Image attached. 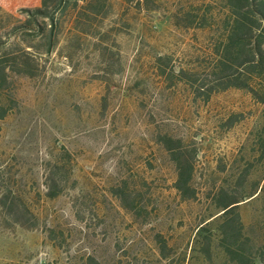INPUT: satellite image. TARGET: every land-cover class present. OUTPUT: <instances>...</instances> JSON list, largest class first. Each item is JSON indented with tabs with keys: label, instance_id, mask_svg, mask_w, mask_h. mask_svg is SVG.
Instances as JSON below:
<instances>
[{
	"label": "rangeland",
	"instance_id": "1",
	"mask_svg": "<svg viewBox=\"0 0 264 264\" xmlns=\"http://www.w3.org/2000/svg\"><path fill=\"white\" fill-rule=\"evenodd\" d=\"M155 3L156 11L123 15L126 26L109 42L111 70L84 47L71 65L43 58L45 71L10 75L0 91V264H187L209 213L206 191L232 183L254 156L262 106L236 89L195 96L213 80L225 14L218 0ZM6 13L0 29L24 18ZM167 139L197 153L196 200L173 188ZM263 171L253 160L249 183ZM241 214L259 248L264 197ZM157 237L172 249L167 260Z\"/></svg>",
	"mask_w": 264,
	"mask_h": 264
},
{
	"label": "trees",
	"instance_id": "2",
	"mask_svg": "<svg viewBox=\"0 0 264 264\" xmlns=\"http://www.w3.org/2000/svg\"><path fill=\"white\" fill-rule=\"evenodd\" d=\"M155 1L41 0L37 8L18 10L23 20L0 29V91L10 75L34 78L45 71L43 58L49 60L55 54L71 65L84 47L111 70L114 53L109 42L113 38L112 44L116 45L120 28L126 26L123 15L129 7L156 11ZM218 4L225 14L223 36L214 50L213 80L210 86H196L195 91L200 93L195 96H204L203 101H207L211 94L228 89L247 92L262 106V124L254 134V156L243 159L245 167L234 181L206 191L209 213L196 226L183 260L187 264H264V259L257 257L264 255V243L256 246L241 214V205L264 197V171L257 181L249 183L253 160L264 167V0H218ZM0 12L6 13L2 8ZM195 18L191 16L188 22ZM196 23L203 28L207 24L205 14ZM185 78L190 80L189 76ZM5 116L0 106V119ZM180 144L179 140L165 142L176 174L173 188L182 201H193L197 199L193 185L197 153L186 151ZM226 171V167L220 168V172ZM155 245L157 256L167 260L172 249L161 237L155 239Z\"/></svg>",
	"mask_w": 264,
	"mask_h": 264
},
{
	"label": "crops",
	"instance_id": "3",
	"mask_svg": "<svg viewBox=\"0 0 264 264\" xmlns=\"http://www.w3.org/2000/svg\"><path fill=\"white\" fill-rule=\"evenodd\" d=\"M41 0H0V8L8 13H14L20 9H33L40 6Z\"/></svg>",
	"mask_w": 264,
	"mask_h": 264
}]
</instances>
